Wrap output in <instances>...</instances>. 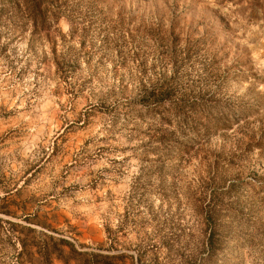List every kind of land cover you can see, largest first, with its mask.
<instances>
[{
	"label": "rangeland",
	"instance_id": "rangeland-1",
	"mask_svg": "<svg viewBox=\"0 0 264 264\" xmlns=\"http://www.w3.org/2000/svg\"><path fill=\"white\" fill-rule=\"evenodd\" d=\"M62 2L72 89L47 42L0 48V224L120 264H264V0Z\"/></svg>",
	"mask_w": 264,
	"mask_h": 264
},
{
	"label": "trees",
	"instance_id": "trees-1",
	"mask_svg": "<svg viewBox=\"0 0 264 264\" xmlns=\"http://www.w3.org/2000/svg\"><path fill=\"white\" fill-rule=\"evenodd\" d=\"M62 0H0V48L7 49L12 40H20L24 32H28L26 58L30 59L37 42H47L48 53L44 51L43 59L50 58L55 65L56 72L61 74L63 82L72 89L69 76L73 65L69 50H57L58 42L65 45L66 36L57 26L59 18L65 13ZM70 37L73 34L69 35ZM171 94L163 92H149L143 101L147 104L160 105L170 99ZM7 226L0 224V247L8 241L13 248L9 264H53L57 259L63 264H120L124 261L125 253H106L93 249L77 250L67 239L60 238L58 243H39L35 236L23 234L13 227V223L6 221ZM214 225L208 228L204 248L206 255H211L216 248ZM114 240L108 237V246L112 247ZM64 247H67L65 249Z\"/></svg>",
	"mask_w": 264,
	"mask_h": 264
}]
</instances>
